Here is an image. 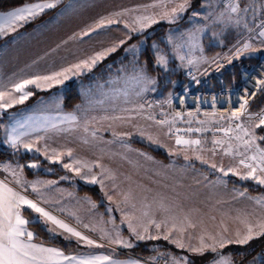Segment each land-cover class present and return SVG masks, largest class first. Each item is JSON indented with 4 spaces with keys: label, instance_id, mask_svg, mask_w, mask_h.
<instances>
[{
    "label": "rangeland",
    "instance_id": "1",
    "mask_svg": "<svg viewBox=\"0 0 264 264\" xmlns=\"http://www.w3.org/2000/svg\"><path fill=\"white\" fill-rule=\"evenodd\" d=\"M248 3L250 4L249 11L242 13L245 19L239 26L234 23L217 21V16L225 9L222 5L218 6L215 14L209 20L203 11L205 8L198 11V6L195 4L194 10L190 9L181 20H176L174 23L166 22L165 29H154L151 36L156 35V37L152 38V46L157 45L162 51L171 53L170 60L172 57L176 59V62L174 61L175 65L168 66L167 70L160 69L162 71L157 73L151 72L147 68L150 73L149 76L155 81L151 84L153 92L163 95L157 99L158 102L155 104L161 108V111L159 110L158 113L150 116L152 119H148L149 115L146 116L139 107L143 102L141 101L142 98L150 91L149 84L144 85L134 81L125 86L127 92L134 93L138 98L135 100L136 112L129 113L133 117L132 119H137V123L130 124L129 120H124V132L132 135L134 138L132 141L139 140L151 144L173 157L183 158L184 163L176 161L165 163L155 156L149 155V152L142 147L137 146L134 150L132 147L130 151L125 148L124 143L119 146L116 141L109 142L107 139H98V135L96 141L94 135L86 133V138L82 144H99L98 152L101 155L99 159L102 163L89 162L85 164L100 165V167L92 168V174L104 179V187L101 188L100 184L87 183L80 179L75 172L63 167L64 164L78 167L79 164L75 162L79 160L75 158L70 161L61 155L57 160L54 152L58 154V151L54 145L53 137L62 135L60 140L64 141L67 136L64 135L65 127L58 129V133L55 131L56 128L51 127L53 119L62 118L60 113L59 115L57 113L52 115V111L59 108L58 97L64 93L63 90L67 89L64 87L67 80H78L80 83H84L81 77L89 72L94 76V82L95 80L100 82V77L95 74L98 71L96 68L83 74L73 75L69 73V78L64 79L62 83L42 81L39 89L35 86H29L27 90L31 91L33 95L23 104L16 103L13 107L0 111V147H12L6 142L7 130L12 127L15 121L26 119L29 116L33 117L30 122L32 126L39 130L31 132L30 136L25 138V142L35 140L37 136L43 137L39 143L34 145L33 151H27L22 146L12 147V156L9 159H0V180H4L6 177L11 180L10 173L5 171L7 165H11L13 168H16L17 165H25L21 177L29 183L41 182L38 187L41 188L44 198L48 201L42 206L51 211L58 219L101 246L87 245L75 237H70L68 233L53 235L46 230L43 223L33 222L27 227L29 231L34 233L33 242L35 244L59 249L63 254L67 253L68 256L77 259L106 255L119 261L121 260L120 256H116L119 255V251L125 252V249L130 247L111 243L110 241L114 238L130 240L133 245L152 240L155 247L160 245V241H168V243L176 246L170 240L180 238L186 246H198L201 237L208 244L218 242L221 236L227 239H235L237 231L241 235L245 234L246 222L255 224L257 221H264V191L251 192L242 187L264 188V186L250 178L241 179V175L245 174L247 169L239 165V160L242 157L236 154L237 150L239 152L245 151L242 142L236 139L237 135H242L237 129V125H241L250 132L254 131L257 137L254 146L246 152L247 156H258V149L264 151V147L260 143V135L257 132L258 128H256L259 120L250 121L244 117L236 119L232 117V114L226 113L174 115L170 112V104L176 91L170 90L165 93L162 84L163 80L165 82L171 81V70L184 72L186 77L189 71H195L197 78L201 81H207L211 75H220L222 70L230 68L234 62L248 54L243 53L239 59L235 58V49L242 47L243 42L251 41L254 48L261 49L258 52H264V45H261L259 38H256L255 31V26L260 23V18L264 14V8H262L264 0H249ZM203 7L205 6L203 5ZM244 7L245 5L241 8ZM253 9H255V13H253ZM194 13H199V15L194 16ZM253 14H255L256 19H253ZM183 21L187 23L184 24ZM204 21L205 26L202 23ZM52 23L51 18L39 23L32 19L24 23L22 27H17L15 31H9L0 36V85L10 87L12 83L21 79L31 78L35 75H50L52 72L64 68L58 67L56 61L53 60L57 55L51 59L55 54V45H53L49 32L44 30H49ZM31 24L32 28L29 29L28 25ZM250 28L253 30L249 31ZM193 34L197 39H191ZM55 37L58 39L57 35ZM225 37H227V41ZM169 38L178 47V54L185 56L183 62L176 58V48L169 45ZM143 43L139 47H142ZM147 47L144 44L143 50H147ZM251 53L250 51L249 54ZM230 58L232 62L228 63ZM214 59L216 62H213ZM188 60L193 63L189 64ZM149 65L148 62L147 66ZM218 65H222L219 70H217ZM176 82L175 79L174 85ZM80 83L79 85H81ZM103 83L105 84L104 81ZM37 92L42 93L37 94ZM129 101L130 99L123 101V103H130ZM107 106L109 103H103L101 109L107 110ZM130 107L128 106L129 109ZM130 110H133V107ZM127 116L129 115H124V117ZM158 121H167V123L161 125L157 123ZM189 128L193 131L189 132ZM196 129H200V131H195ZM27 130L24 129V131ZM225 130H228L227 135ZM177 137L185 140H200L201 143L200 145H177L175 142ZM214 141L221 143L214 144ZM229 145H231V151H226ZM36 147L40 148L39 152L35 151ZM48 157H52V159ZM87 160L89 159L87 158ZM192 161L199 162V167L196 168L189 164ZM31 163L37 164L38 167H26ZM212 164L217 167H211ZM220 168L225 171L232 168L240 175L229 172L225 176L223 172L219 171ZM86 171V169H82V173ZM61 177H65V179H61ZM48 181L55 183L48 184ZM10 186L16 188L27 198L37 200V194L32 191L31 187L25 190L15 184H10ZM85 186L96 188L99 196L94 198L93 194L83 190ZM126 194L129 195L127 202L124 199ZM108 196H112L111 201ZM161 202H163V208ZM133 204L135 208L132 207ZM93 205L95 206L93 207ZM124 212L133 217L132 222L139 231L143 233V227L146 226L148 228L147 235H158L161 238L136 240L128 230L127 224L121 219L124 218L127 223ZM145 212L148 213L147 216L144 215ZM23 215L26 219L32 220L37 214L25 208ZM149 220L160 223L161 228L157 230L154 225L148 223ZM189 222L195 227H189ZM173 224L178 227L183 226L184 232L181 234L172 229ZM47 227L53 226L49 224ZM56 231L61 232L62 230L57 229ZM189 231L200 233L198 237L193 238L192 243L187 238ZM118 233L119 236H117ZM169 233L170 240L162 238L163 235ZM66 236L70 238L66 239ZM262 237L259 236L246 245H239L241 246L240 253L248 248L252 249L255 245L257 246L238 264H244L248 257H252L256 251L264 247V241H261ZM44 239H49V241ZM194 241L195 243H193ZM234 245L235 243L229 244L224 249H218V251L230 255L231 259H234L237 253L230 250ZM177 248L179 250L176 254L167 252L169 260L165 264H173L174 259L180 257H187L190 264H211L213 260V254H210V259L207 261L204 256L197 258L199 255L189 252L187 247L184 249ZM160 255L167 259L163 254H153L147 258L153 259ZM253 257L249 264H259L260 254ZM133 258L139 264H150L140 256ZM133 258H124L126 260H122V262L133 260ZM63 264H67V261H64ZM103 264H107V262H103Z\"/></svg>",
    "mask_w": 264,
    "mask_h": 264
},
{
    "label": "snow or ice",
    "instance_id": "2",
    "mask_svg": "<svg viewBox=\"0 0 264 264\" xmlns=\"http://www.w3.org/2000/svg\"><path fill=\"white\" fill-rule=\"evenodd\" d=\"M58 0H51V2L45 3H32L25 4L21 7H18L12 11L7 13H0V36L5 35L9 31H15L17 27H22L24 23L29 22L38 16L45 9H50L56 7V3ZM207 7H211V5H206ZM151 7H159L162 11L159 13L160 19H165L169 23H174L180 16L187 10L189 4L187 0L185 3L179 4L176 7H173L169 12L167 10V3L162 2L159 4H153ZM264 8V5H262ZM249 11L248 7L241 8L239 4V0H227L224 11L220 12L217 16V21H223L226 23H234L237 26L244 21L245 17L242 13H247ZM253 13H255V9H253ZM117 16L122 15V13H117ZM194 16H198L199 13H194ZM208 18H211L209 16ZM253 19H256L255 14H253ZM119 20L107 19L101 20L97 27H104L113 23H119ZM159 21L154 18V16H138L133 19L132 25L125 24V28L129 29L128 39L132 38V33H142L147 27H150L151 24L158 23ZM253 29H249L252 31ZM200 31L199 29L197 30ZM256 38H259V42L261 45H264V14H262L260 18V23L255 26ZM88 32L83 33V35H88ZM191 39L195 40L197 37L195 34L191 36ZM126 40H121L119 45H113L111 48L104 49L100 52L95 53L93 56L82 59L79 62L72 64L68 67H64L59 71L52 72L50 75H35L31 78L21 79L17 82L11 84V86L0 85V111L7 110L8 108L13 107L16 103L23 104L33 93L29 90V86H35L36 88H41V82H49L55 81L56 83H62L64 79H68V74L71 73L73 75L83 74L86 71H91L93 67L96 66L97 63L101 62L107 55H110L112 52H115L117 47L125 44ZM169 45H172L176 48L178 58L181 62L185 60L184 55L178 54V47L173 44L171 38L168 41ZM131 51L134 54L140 52V49L137 45L131 46ZM261 49L254 48L253 42H243L242 47H236L235 49V58L239 59L240 55L243 53H249L260 51ZM146 51V50H145ZM148 60H145L143 64L139 61V55H136L135 64L132 68L131 79L140 84H153L155 81L148 75L147 72V64ZM170 62L169 53L162 51L159 46L153 45V51L151 53V63L153 67L160 68L163 70H167L168 64ZM207 62V61H205ZM213 62H216L214 59ZM231 58L228 60V63H231ZM189 64L193 62L188 60ZM222 65H218L217 70ZM62 78V79H60ZM194 80L195 76L192 77ZM125 79H129V77H125ZM198 82V81H197ZM256 84L264 89V79H260L256 81ZM244 93L247 95V88L243 89ZM18 94V95H17ZM247 104V100L244 101L240 105L241 113L245 110V105ZM141 109L143 105L139 106ZM125 112L135 111L129 109H123ZM179 115V114H177ZM232 117L239 119L240 114L232 113ZM133 117L131 115L117 116L112 117V119L119 120H131ZM148 119H152V117H148ZM33 120V117L29 116L23 120H17L12 125V127L7 130V139L6 142L9 143L13 148H17L18 146H22L27 151H33L34 145L39 143L43 137L37 136L35 140H28L25 142V138L30 136L31 132H36L39 129L37 127L32 126L30 123ZM77 117L75 115H66L62 118V122L69 121L75 122ZM157 123L163 125L167 123V121H158ZM264 126V117L259 119V124L256 125V128H260ZM52 128H56L55 124L51 125ZM24 129H28L24 131ZM237 129L240 130L242 135H237L236 139L241 141L244 146V152H239L237 150V155H240L242 158L239 160V165L243 166L247 169V172L241 175V179H252L259 185L264 186V151L257 150L259 155L247 156L246 152L251 150V148L255 144V140L257 139L255 132H250L248 129L243 128L241 125H237ZM87 131V128H85ZM171 131V130H169ZM189 132L193 131L191 128L188 129ZM195 131H200V129H196ZM228 130H225V134L227 135ZM248 137V139H245ZM151 139V138H149ZM259 139L264 140V137H259ZM87 142V141H85ZM177 145H200V140H185L180 137L176 139ZM220 141H214V144H220ZM35 151L39 152L40 148L36 147ZM231 151V145H229L228 150ZM57 160L60 155L56 154ZM69 157L72 156V151L69 149L66 153ZM52 159V157H48ZM187 159V157H185ZM199 159V157H197ZM55 162V161H54ZM75 163L79 164L78 167H72L70 164H64L63 167L68 169L69 171H73L76 173L80 179L85 180L87 183L91 184H100L101 188L104 187V179L98 178L95 174H92L93 167H100L99 164L88 165V164H80L79 161ZM25 165H17L16 168L11 167V165H7L5 167V171L10 173L11 180L7 177L4 180H0V264H63L64 261H67V264H103V262H107V264H139L138 261L129 260L127 262H120L117 260H113L109 256H91L87 258L77 259L76 257L65 256L62 251L56 248L44 247L43 245H37L33 242L34 233L28 230V225L30 223H43L46 227V230L53 233V235H63V233L70 234V237H75L78 241H82L87 245H95L100 247L101 245L96 244L95 241L84 236L80 231H77L75 228L69 226L64 221L58 219L55 215L52 214L51 211L47 210L42 204H47L48 201L44 198L41 188L38 185L41 184L40 181L29 183L28 181L22 179L21 173L22 169ZM29 168L38 167L37 164L31 163L26 165ZM211 167L216 168L215 164H212ZM82 169H86V172L82 173ZM219 171L223 172L224 175H228L229 172H233V174L240 175V173L235 172L232 168H229L228 171H225L223 168H220ZM103 175V173H102ZM61 179H65V177H61ZM48 184L55 183L54 181H48ZM10 184H15L17 187L27 190L28 187H31L32 191L37 194V200L34 201L32 199L27 198V196L23 195L16 188L10 186ZM244 195V193H241ZM108 199L111 201L112 196H108ZM125 202L128 201L129 195H125ZM95 205H93L94 207ZM135 208V205H132ZM161 207L163 208V202H161ZM29 209L35 214H37L32 220H28L23 215V210ZM63 211V209H60ZM123 211V209H121ZM124 215L127 218V228L132 234V236L136 240H145V239H159L161 238L158 235H147L148 228L143 227V233L138 230V227L135 226L132 222L133 217L129 216L127 212H124ZM145 216L148 215L147 212L144 213ZM114 223V221H113ZM149 224L155 226L157 230L161 228V224L157 223L155 220H149ZM51 224L53 227L48 228L47 226ZM189 227H195L190 222L188 224ZM87 227V225H85ZM60 229L61 232H57L56 230ZM172 229L176 230L179 233L184 232V227H178L176 224L172 225ZM258 229V230H257ZM227 231V229H225ZM119 236V233L117 234ZM264 236V221H257L255 224L251 222H246V232L241 235L239 231L235 234V239H227L226 237L221 236L218 242H214L212 244H208L205 242L203 237L200 238L199 245H185L180 238H174L170 240V233L163 235V239L170 240V242L176 244L177 247L184 249L187 247V250L193 254L204 256L208 252L213 254V260L211 264H234L230 255H226L218 251V249H224L227 245L235 243L238 245H246L251 240ZM66 236L65 238H70ZM111 243H115L117 245H121L124 247H133L134 245L131 241H125L120 238H114L110 241ZM173 264H190L187 257H180L178 259H174ZM261 264H264V257L261 258Z\"/></svg>",
    "mask_w": 264,
    "mask_h": 264
},
{
    "label": "crops",
    "instance_id": "3",
    "mask_svg": "<svg viewBox=\"0 0 264 264\" xmlns=\"http://www.w3.org/2000/svg\"><path fill=\"white\" fill-rule=\"evenodd\" d=\"M45 2L47 1L37 0L32 3ZM161 2L162 0H67L55 13L47 17L48 19L51 18L53 23L50 25L49 30L47 29L44 31L49 32L52 37L53 45H55V54H53L51 59L57 55L53 60L56 61L58 67H68L82 59H87L93 56L97 52L111 48L113 45H119L121 40L127 41L125 44L117 47L115 52L107 55L106 58L92 68L98 70H95V74H98L100 77V82L97 80L94 82V76L89 72L85 74L84 77H81L84 83H80L78 80L65 79L67 80L65 82L66 86H64L66 88L69 83L75 82L77 84L81 99L73 108H67L65 106L66 90H63L64 93H61L58 97L59 108L52 111V115H56L55 113L59 115L60 113L62 118L69 114L77 117L75 122H62V118L52 120V124L56 125L55 131L57 133L58 129L61 127L66 128V132L64 133V135L67 136L66 140H60L62 135L60 137L56 135L53 137V142L54 145H56L58 154H63L61 155L63 158L69 159L70 161L76 158L81 164L101 162L99 159L101 155L98 152L99 144H82L86 138V133L94 135L96 141L98 139H107L109 142L116 141L119 146L124 143L126 145L125 148H128L130 151V148L132 147L133 150L137 148V145L132 143V139H134L132 138V135L125 133L123 130V125L125 124L124 120L112 119V117L124 116L126 114L130 115L129 113L132 111H123V109H129L128 106H131L130 109L132 107L133 110L136 109L135 100H137L138 96L132 92H127L125 86L128 83L134 82L130 77L132 75V68L135 64L136 55H139L140 63L143 64L145 61L143 58V52L145 51L143 50L144 44H146V47L148 46L147 50L151 49L150 51L152 52V38L154 39L155 36L152 37L151 34L154 29L166 28L165 24L167 25L166 22L168 21L160 19L159 16L162 9L159 7H151V5L159 4ZM163 2L167 3V10L170 12L173 7L185 3V0H163ZM187 3L189 4V7L180 18L177 19V21L181 20L190 9L194 10L195 4L198 6V11L205 8L203 11H205L208 17H212V15L215 14L219 5H222L225 8L223 0H187ZM203 5L205 7H203ZM206 5H211V7H207ZM9 11L0 13H7ZM117 13H122V15L117 16ZM138 16H154L159 22L151 24V26L147 27L142 33H132V38L128 39L129 29L125 28V24L127 23L131 26L133 19ZM47 18L43 20H46ZM107 19L119 20L120 22L110 25L106 24L104 27H97L101 20L106 21ZM208 19L210 20L211 18ZM43 20L37 21V23ZM205 21L202 23L204 24ZM183 23L186 24L187 22L183 21ZM28 27L31 29L32 24L28 25ZM85 32H88L89 34L83 35ZM55 35H57L58 39ZM225 39L227 41V37H225ZM144 40L145 43H143ZM141 43H143V46L139 47ZM132 45H137L140 52L134 54L133 51L130 50ZM257 53L258 51L252 52L251 54ZM248 55L250 54H246L242 59ZM173 61L176 62V59L171 57L168 66L174 64ZM231 68L232 66L227 69ZM99 73L101 74L99 75ZM148 75H150L149 72ZM126 76L129 77V79L126 80ZM219 78L221 79L220 75ZM202 82L207 83L206 81L199 80L195 83V86L199 88V85ZM79 83L81 85H79ZM149 86L150 91H148L147 95L142 98L141 101L143 102L140 104L143 105V108L140 110L143 111L146 116H152L154 113H158L159 110L161 111V108L155 104L158 102L157 99L163 96L159 93L153 92L151 84H149ZM128 99H130V103H123V101H127ZM114 100L115 102H113ZM103 103H109L107 110L101 109ZM133 112L135 113L136 111ZM129 123H137V119H131L129 120ZM85 128H87V131H85ZM69 149L72 151L71 157L66 154ZM87 158L89 160H87ZM121 219L127 224L124 218ZM199 235V232L191 233L189 231L187 238L188 240L190 239L189 241L192 243L193 238L195 236L198 237ZM193 243H195V241ZM125 250L130 251L127 249ZM64 255L68 256L67 253ZM120 258L121 260L119 261L122 262V260H126L127 258L132 259L133 256L129 254L128 256H124L126 259L123 257ZM253 258L254 257L248 259L245 264H249ZM232 260L234 262L233 258Z\"/></svg>",
    "mask_w": 264,
    "mask_h": 264
},
{
    "label": "trees",
    "instance_id": "4",
    "mask_svg": "<svg viewBox=\"0 0 264 264\" xmlns=\"http://www.w3.org/2000/svg\"><path fill=\"white\" fill-rule=\"evenodd\" d=\"M37 0H0V12H6L9 10H13L15 8L21 7L27 3H32L35 2ZM44 1H51V0H44ZM67 0H61L59 2L56 3V7L54 8H50V9H45L43 12H41L38 16H36L33 21H40L43 20L47 17H49L50 15H52L53 13H55ZM249 0H242V6L245 5V7H249L250 4L248 3ZM30 27V26H29ZM156 37V35H155ZM228 40V39H227ZM211 50V49H209ZM151 51L150 50H146L143 52V58L148 60L150 65L147 66L148 69L154 73L157 72H161L162 70H160V68H156L153 67L152 63H151ZM171 53H169L170 55ZM243 59L240 58L239 60H237L236 62H234L233 66L231 69H225L222 70L220 76L221 78L225 79V85L226 86H233L235 84H237L239 82V64ZM173 63L175 64V62L173 61ZM172 74V78L171 81H167L165 82V80H163L162 84H163V91L166 93L170 90L172 91H176L179 88H181L185 83H186V75L184 72H180V71H170ZM177 80L176 84L174 85V80ZM207 83H201L199 85V88L201 89H215V88H220L222 86V83L220 82V78L219 75L216 76H210L209 79L206 81ZM42 92H37V94H41ZM81 99V94L80 91L77 88V84L75 82L69 83V85L67 86L66 89V96H65V106L67 108H72L76 103H78ZM264 107V89L261 88V90L258 92V94L256 95L253 103H252V108L254 110H258ZM257 132L259 133L260 137H264V126H261L260 128L257 129ZM134 144H136L139 147H142L144 149H146L149 154H151L152 156H155L156 158L160 159L162 162H170V161H176L179 163H184L185 160L181 157H173L171 155H169L168 153L157 149L156 147H154L151 144L139 141V140H133L132 141ZM260 143L261 145H263L264 147V140L260 139ZM12 147H0V159L5 160V159H9L10 156H12V151H11ZM189 164L195 166L196 168L199 167V162H190ZM244 188L249 189L251 192H255V191H264V188L262 187H257V188H253V187H246V186H242ZM86 190L87 192L93 194L94 198H97L99 196V193L97 191L96 188L94 187H87L85 186L83 188V190ZM83 192V191H82ZM46 241H49V239H44ZM261 241H264V236L262 237ZM160 245L155 247V244L152 240H149L148 242L143 241V242H139L136 245H134L133 247L127 249L130 251H119V255L116 256H120V257H124V256H128L130 253L133 257L136 256H140L142 258H147L148 256H151L153 254H163L167 257L166 260H169L168 257V253L167 252H172L174 254H176L177 250H179L175 245L168 243V241H160ZM257 245H255L252 249L248 248L245 251H243L242 253H240V248L241 246L235 244L234 247L230 250H234L236 252L233 253H237L236 256L234 257V262L235 264L240 263L245 257H247L252 250L255 249ZM244 248V247H243ZM184 251V250H181ZM155 252V253H154ZM186 252V251H184ZM210 252H208L207 254L204 255V257H206L207 261L208 259H210ZM256 254H260V257H264V247L258 251H256V253H254L252 255V257ZM201 255L197 256V258H200ZM250 257H248V259H250ZM248 259L246 261H248ZM246 261L244 262V264L246 263ZM259 264H261V260L259 262Z\"/></svg>",
    "mask_w": 264,
    "mask_h": 264
},
{
    "label": "built area",
    "instance_id": "5",
    "mask_svg": "<svg viewBox=\"0 0 264 264\" xmlns=\"http://www.w3.org/2000/svg\"><path fill=\"white\" fill-rule=\"evenodd\" d=\"M227 0H223L226 6ZM242 7V0H239ZM256 58H247L239 64V82L233 86H226L221 78L222 86L215 89H201L195 86L199 81L195 71H189L186 83L176 90L171 100L170 112L177 114H218L238 113L250 121H257L264 117V107L258 110L252 108V103L261 90L256 84L257 80L264 79V52H258ZM227 67V66H226ZM227 69V68H226ZM195 76L194 80L192 77ZM247 88V95L243 89ZM247 100L245 110L241 113L240 105ZM150 264H165L166 258L162 255L150 258H143Z\"/></svg>",
    "mask_w": 264,
    "mask_h": 264
},
{
    "label": "water",
    "instance_id": "6",
    "mask_svg": "<svg viewBox=\"0 0 264 264\" xmlns=\"http://www.w3.org/2000/svg\"><path fill=\"white\" fill-rule=\"evenodd\" d=\"M258 56V54H250L247 57H245V59L247 58H256Z\"/></svg>",
    "mask_w": 264,
    "mask_h": 264
}]
</instances>
